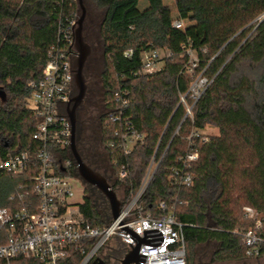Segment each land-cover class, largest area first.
<instances>
[{"label": "trees", "instance_id": "trees-1", "mask_svg": "<svg viewBox=\"0 0 264 264\" xmlns=\"http://www.w3.org/2000/svg\"><path fill=\"white\" fill-rule=\"evenodd\" d=\"M93 1L105 10L100 30L107 59L99 116L101 142L107 159L118 163L112 170L113 183L108 182L117 194L124 189L122 200L128 204L152 160H161L140 200L143 213L159 217L158 206L165 202L166 211H174L186 224L187 264H195L198 246L212 243L217 244L212 262L243 261L247 258L243 235L255 225L245 217V208L261 214L264 235V0H177L179 17L193 23L185 30L173 27L171 10L163 0H147L149 7L144 10L138 8L141 0ZM77 11L74 0H0V157L29 151L35 162L38 144L33 140L36 122L29 84L40 79L49 51L59 40L60 19L66 28L65 18H73ZM186 44L214 80L194 108V122L186 119L175 134L186 113L180 96L193 80L184 69L187 58L182 46ZM131 48L135 56L130 60L124 51ZM150 49L169 50L173 55L159 72L134 76L140 54ZM116 74L127 77L126 114L146 136L144 146L129 155L110 149L113 135L104 124L114 113L105 102L117 87ZM193 127L199 131L215 127L219 135L210 136L209 142L195 139L199 160L192 168L194 185L178 190L168 176L189 151L185 138ZM80 136L78 130L77 142ZM55 152L68 158L66 151ZM35 172L19 176L0 172V208L21 210L28 208L30 200L37 205L31 180ZM19 195H26L25 200ZM79 208L94 227L106 228L112 222L107 198L93 186H86ZM113 240L116 248L107 243L102 258L106 254L120 258L124 246ZM7 241L8 231L0 224V246ZM83 257L75 252L69 264H79Z\"/></svg>", "mask_w": 264, "mask_h": 264}, {"label": "built area", "instance_id": "built-area-1", "mask_svg": "<svg viewBox=\"0 0 264 264\" xmlns=\"http://www.w3.org/2000/svg\"><path fill=\"white\" fill-rule=\"evenodd\" d=\"M76 14L77 12L73 14V18H65L66 28L60 19L59 40L49 51L40 79L29 84L32 89L31 107L36 122L33 140L38 144L35 162L32 161L29 151L0 157L2 173L19 176L32 169L36 171L31 180L38 198L37 205L34 200H30L28 208L21 210L0 208V224L8 231L7 243L0 246L1 264H21V261L34 264H69L75 252L84 255L79 264H92L97 258L102 259L101 250L114 238L119 239L124 246L125 256L129 251L132 252L130 244L133 248L136 246L131 235L126 234L113 219L106 228L94 227L86 222L80 208H73L71 201L74 192L70 178L76 175L77 166L70 152L71 124L68 118H64L66 115L61 108L70 101L73 93L72 70L77 55L70 52V48L73 45V28L78 19ZM185 22L178 16L173 20V27L185 30ZM182 48L187 58L184 69L193 76V80L188 91L180 96V105L186 113L175 134L179 133L186 119L194 122V108L214 80L205 74L207 67L201 69L202 61L192 46L186 44ZM172 55L169 50H144L140 54V66L132 74L142 77L159 72L165 60ZM134 56V49L124 51L125 58L131 60ZM116 78L117 87L113 96L105 102L106 106L113 108L114 113L106 118L104 124L113 135L109 143L110 149L129 155L137 146H144L146 136L126 114L130 105L127 77L125 74H116ZM185 139L189 142L190 149L178 159V165L168 176L170 185L178 190L194 185L192 168L199 160L194 141L201 139L202 142H209L210 135L193 127ZM56 149L66 151L68 158L60 157L55 152ZM160 162L161 160L158 163H155V159L152 160L139 190L128 204H124L122 198H119L123 203L122 221L127 220L124 224L141 239L147 238V232L151 231L159 230L163 234L162 245H142L140 254L147 256L144 264H187L184 234L186 224L177 219L174 211H166L165 202L158 206L162 211L159 217L151 213L144 214L143 206L140 205ZM108 163L111 173L115 175L112 170L118 165L117 160L108 159ZM125 171L122 168L120 176L123 177ZM25 196L19 195V198L25 200ZM244 213L255 224L243 235L246 254L247 257H258L264 246L261 214L249 207L244 209Z\"/></svg>", "mask_w": 264, "mask_h": 264}, {"label": "rangeland", "instance_id": "rangeland-1", "mask_svg": "<svg viewBox=\"0 0 264 264\" xmlns=\"http://www.w3.org/2000/svg\"><path fill=\"white\" fill-rule=\"evenodd\" d=\"M163 1L164 4L170 8L172 18H177L179 16L176 5L177 0ZM84 2L87 7V28L90 26V29H87L85 34L88 44L92 47V55L85 67V77L90 91L88 92L85 104L86 113H83V115L87 117L88 122L85 123L81 131V136L78 140V149L86 164L88 163L93 166L96 171L107 179V181L110 180L113 183V177H115V175L111 173L107 155H105L106 152L101 142V129L99 126V116L102 113L104 105L103 97L105 93L102 75L107 65L105 43L100 31L105 10L100 9L93 0H84ZM147 6H149L148 1L141 0L138 8L143 10ZM79 14L80 11H77L76 17L79 16ZM185 23L186 27L193 24L189 21ZM31 105H33V102H31ZM203 132L210 136L219 135V129L215 127H208L206 130H203ZM70 182L74 192V197L71 201L73 208L77 210L79 206L84 203V190L87 185L76 175L70 178ZM123 191L124 189L121 188L117 194L120 199L123 198ZM115 244H117V241H111V245H114L113 248H116ZM216 248L217 244L213 243L198 246L196 249L197 256L195 264H264V258L260 259L259 262L253 259H244L240 262H212V256Z\"/></svg>", "mask_w": 264, "mask_h": 264}, {"label": "water", "instance_id": "water-1", "mask_svg": "<svg viewBox=\"0 0 264 264\" xmlns=\"http://www.w3.org/2000/svg\"><path fill=\"white\" fill-rule=\"evenodd\" d=\"M77 4L80 14L73 28V45L70 48V52L77 55L73 61L72 70L74 71L73 93L70 101L61 108L62 113L66 115L64 118H68L71 124L70 152L77 166L76 176L79 177L84 184L98 189L107 198L112 219L126 232V234L129 233L131 238L136 242L135 248L130 244L132 252L129 251V254H126L121 264H144L147 256L140 254L142 245L156 247L162 245L164 241L163 234L159 230L151 231L147 232V238L141 239L135 232L128 228L124 224L127 220L122 221L121 209L123 203L119 199L117 193L102 174L85 163L78 150L77 132L79 119L77 113L87 93L88 86L85 77V67L92 55V47L88 44L85 34L87 7L84 0H77ZM263 20L264 16L261 18V22ZM92 264H104V260L97 258Z\"/></svg>", "mask_w": 264, "mask_h": 264}, {"label": "flooded vegetation", "instance_id": "flooded-vegetation-1", "mask_svg": "<svg viewBox=\"0 0 264 264\" xmlns=\"http://www.w3.org/2000/svg\"><path fill=\"white\" fill-rule=\"evenodd\" d=\"M87 29H90V26H88V28H87V24L85 22V31ZM87 86H88V88H87L86 96L84 98L82 105L79 107L78 113H77L78 119H79L78 130H81V131L83 130L85 123L88 122L87 117L85 115H83V113H86L85 104H86V100L88 97V92L90 91V87H89L88 83H87ZM121 250L123 253L120 254V258H116L113 255L111 256V254H106V256H104V258H102L104 260V264H121L122 260L125 258V249L121 248ZM262 258H264V254H261L258 257H247L246 259H253L256 262H259L260 259H262Z\"/></svg>", "mask_w": 264, "mask_h": 264}, {"label": "crops", "instance_id": "crops-1", "mask_svg": "<svg viewBox=\"0 0 264 264\" xmlns=\"http://www.w3.org/2000/svg\"><path fill=\"white\" fill-rule=\"evenodd\" d=\"M148 7H149V6L145 7V9L148 8ZM143 10H144V9H143Z\"/></svg>", "mask_w": 264, "mask_h": 264}]
</instances>
